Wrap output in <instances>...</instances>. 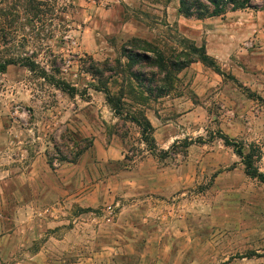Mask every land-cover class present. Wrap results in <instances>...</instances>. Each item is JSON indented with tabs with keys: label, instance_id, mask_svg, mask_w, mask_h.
Returning a JSON list of instances; mask_svg holds the SVG:
<instances>
[{
	"label": "rangeland",
	"instance_id": "1",
	"mask_svg": "<svg viewBox=\"0 0 264 264\" xmlns=\"http://www.w3.org/2000/svg\"><path fill=\"white\" fill-rule=\"evenodd\" d=\"M180 8V0H0V66L14 62L0 69V182H9L1 224L16 227V180L43 154L55 174L79 167L99 170L97 180L104 173L127 180L133 173L146 185L145 195L158 201L144 226L117 224L135 217L126 211V193L94 209H72L61 220L74 246L72 260L87 250L104 253L101 264H264V183L245 174L218 136L222 131L256 145L264 173V41L257 25L264 21V0L216 18L185 17ZM187 41L216 53L217 59L209 55L226 76L201 62L170 79L160 73L154 51L171 60L187 53ZM129 53L152 60L134 65ZM133 72L145 86H166L167 94L145 93ZM106 91L121 102L123 116ZM142 115L158 149L171 151L166 160L151 154L131 122ZM185 141L194 143L185 148ZM109 147L123 159L100 161L98 151ZM111 204H119L111 223H72ZM58 213L56 204L38 209L29 226ZM56 233L40 227L16 233L14 243L0 249V264L23 260Z\"/></svg>",
	"mask_w": 264,
	"mask_h": 264
},
{
	"label": "crops",
	"instance_id": "2",
	"mask_svg": "<svg viewBox=\"0 0 264 264\" xmlns=\"http://www.w3.org/2000/svg\"><path fill=\"white\" fill-rule=\"evenodd\" d=\"M257 25L263 29L259 39L264 41V21ZM209 54L216 59L219 57L216 53L210 52ZM98 159L103 163H108L115 159H123V157L121 152H118L114 147H109L107 150L98 151ZM47 163L46 157L43 154H38L27 169L23 168L21 174L18 175L15 195L18 203V223L16 227L10 229L0 223V234H2L0 249L6 247L7 242L14 243L11 241L12 237L18 232H37L40 227L44 230L54 228L58 233L51 237L49 242L40 244L35 253H30V256H25L23 260H18L15 264H101L104 253L89 254L87 250H83L80 259L72 260L70 258L74 246L68 241V229L63 227L67 222L61 220L64 218L67 220V217L71 215L70 211L74 208L94 209L99 207L102 202L113 201L126 193L124 195L128 202L126 211H132L135 217L132 220L124 217L118 221V225L124 224L122 227H125L124 220L127 221L126 225L134 226V222H136V226L140 224L144 226L146 216H153L158 210L157 198L153 200L152 197L145 195V192H148L146 185L140 182L137 175H133V173L127 172L130 173V179L127 174V180H118V175L107 178V173H104V180H97L96 176L99 179L103 178L99 170L94 169L89 172L84 168L64 167L55 174ZM157 173L155 171V175ZM8 183V180L5 183L0 182V207H3L7 202L8 190L5 185ZM151 189L150 193L155 195L160 191L156 187L153 188V185ZM55 204L59 207L58 217L55 220L44 221L41 224V220H39L33 227L29 226L38 209ZM36 221L32 223L34 224ZM116 244L118 246L112 245V249L118 251L119 243ZM62 254L63 256H61Z\"/></svg>",
	"mask_w": 264,
	"mask_h": 264
},
{
	"label": "trees",
	"instance_id": "3",
	"mask_svg": "<svg viewBox=\"0 0 264 264\" xmlns=\"http://www.w3.org/2000/svg\"><path fill=\"white\" fill-rule=\"evenodd\" d=\"M180 4V12L185 17H195L198 19H204L220 17L226 14L228 11L235 12L238 10L249 9L253 5V0H180ZM187 43L188 44H186L185 48L187 53H182L181 56H176L171 60H168L163 52L159 50H153L157 58L153 65L158 68L160 73L165 74L168 79L172 77L173 72H181L195 62H201L206 67L213 69L216 73L226 76L225 73L218 66L216 59L208 54L206 45H202L199 47L195 43H190L188 41ZM183 57L185 58L184 61H182ZM127 59L131 61V63L134 65L140 62L152 60L150 56L138 53H129ZM13 63L14 62L1 65L0 69L2 70V72H4L7 68V65ZM33 66L34 64H32V67ZM131 76H133L137 83L140 84V87L143 88V91L145 93H154V91L157 90V92H159V94L163 96L168 92L166 86L156 87L155 89H153L152 82L145 86L143 84V80L141 79V74L133 72ZM168 79L166 81L167 83ZM153 82L155 81L153 80ZM58 87L65 89V83L60 82ZM106 96L110 104L115 108V110L119 111L121 108V102H115L108 91H106ZM253 96L254 94H252V97ZM118 114L123 116L120 111L118 112ZM130 120L131 122L138 125L141 129L143 136L142 141L148 146V149L154 157H157L160 160H166L167 158H169L171 151H160L158 149L154 137V129L152 127L151 122L146 117L142 115L139 117H132ZM218 136L220 140H222L224 146L230 147L234 154L241 159L245 166V174L249 178L256 179V181L264 183V173L261 172L258 167V163L262 160L263 157L260 149H258L256 145H247L243 141L233 139L231 138V136L223 133L222 131L218 132ZM193 143L194 142L192 141H185L183 145L185 148H189L193 145ZM175 146L176 144H174L171 148L173 149Z\"/></svg>",
	"mask_w": 264,
	"mask_h": 264
},
{
	"label": "built area",
	"instance_id": "4",
	"mask_svg": "<svg viewBox=\"0 0 264 264\" xmlns=\"http://www.w3.org/2000/svg\"><path fill=\"white\" fill-rule=\"evenodd\" d=\"M252 43L247 44V47H251ZM57 166V165H56ZM119 204H111L106 206L101 212H83L79 216L72 220V223L76 225L79 222H89V223H111L115 218H117V209Z\"/></svg>",
	"mask_w": 264,
	"mask_h": 264
}]
</instances>
